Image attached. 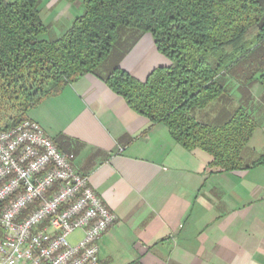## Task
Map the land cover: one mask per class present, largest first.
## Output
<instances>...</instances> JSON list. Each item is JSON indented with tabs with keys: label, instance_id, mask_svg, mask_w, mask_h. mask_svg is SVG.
I'll use <instances>...</instances> for the list:
<instances>
[{
	"label": "crops",
	"instance_id": "crops-1",
	"mask_svg": "<svg viewBox=\"0 0 264 264\" xmlns=\"http://www.w3.org/2000/svg\"><path fill=\"white\" fill-rule=\"evenodd\" d=\"M39 1L48 41L82 14L79 2ZM123 37L111 63L44 97L27 115L74 157L116 218L98 241L99 264H264V162L257 163L264 159V88L220 77L223 94L191 110L196 121L221 126L241 107L256 123L242 152L248 168L211 171L206 153L185 150L164 124H151L107 86L114 66L143 81L170 65L149 34L130 43Z\"/></svg>",
	"mask_w": 264,
	"mask_h": 264
},
{
	"label": "trees",
	"instance_id": "trees-1",
	"mask_svg": "<svg viewBox=\"0 0 264 264\" xmlns=\"http://www.w3.org/2000/svg\"><path fill=\"white\" fill-rule=\"evenodd\" d=\"M62 1L79 2L82 14L48 41L39 0H0V122L8 120L0 131L28 120L44 97L95 72L113 51L118 31L130 38L149 34L170 65L143 81L114 66L107 86L151 124H164L185 150L206 153L211 171L248 168L242 152L256 130L252 116L239 107L224 124L211 126L196 121L191 110L223 94L220 77L264 87V54L258 53L264 0Z\"/></svg>",
	"mask_w": 264,
	"mask_h": 264
},
{
	"label": "built area",
	"instance_id": "built-area-1",
	"mask_svg": "<svg viewBox=\"0 0 264 264\" xmlns=\"http://www.w3.org/2000/svg\"><path fill=\"white\" fill-rule=\"evenodd\" d=\"M73 160L29 119L0 131V264H99L98 241L116 218Z\"/></svg>",
	"mask_w": 264,
	"mask_h": 264
},
{
	"label": "rangeland",
	"instance_id": "rangeland-1",
	"mask_svg": "<svg viewBox=\"0 0 264 264\" xmlns=\"http://www.w3.org/2000/svg\"><path fill=\"white\" fill-rule=\"evenodd\" d=\"M122 30H124V29H122ZM117 36H118V38H117L116 42L114 43L113 51H112V52H115L114 55L119 54L120 51L122 50V47H124V46L126 45V44L124 45V40H125V39H124V37H123V33H122V31H118ZM132 40H133V38L128 39V40H127V43L132 42ZM112 52H111V53H112ZM111 53H110V54H111ZM258 53H259V54H264V44L262 45V48H261V50H260ZM110 58H111V57H107L106 60L102 63V64H104V65H100V66L97 68V70L99 71L100 69H102L101 66H105V64L111 63V61H110L111 59H110ZM106 62H107V63H106ZM245 64H246V63H244L243 66H245ZM111 66H113V64H111ZM243 86L247 89V88L253 86V84H252L251 86H245V84H243ZM262 87H263V86H262ZM263 88H264V87H263ZM8 115H10V116H14L15 113H13V112L11 111V112L8 113ZM231 115H232V114H230V116L227 118L228 120H229V118L231 117ZM0 116H1V112H0ZM228 120H226V121H228ZM7 121H8V120L5 119V120H3L2 122H0V128H3L4 126H6V125L8 124ZM30 207H32V206H30ZM28 211H29V208H27L26 210L23 211L22 216H21V218H20V221L24 218V216L27 214ZM0 230H1L2 234H3V236H4V232H3V230H2L1 228H0ZM35 232H36V230H33V231H32L33 234H34ZM80 238H81V233H80L79 231H77V232L71 234V235L68 237V242H69L71 245H75V244H77V242L80 240Z\"/></svg>",
	"mask_w": 264,
	"mask_h": 264
}]
</instances>
